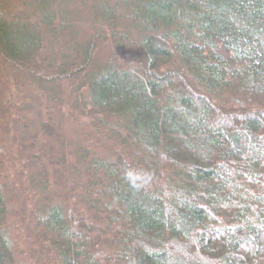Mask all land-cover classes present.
<instances>
[{"label": "trees", "instance_id": "1", "mask_svg": "<svg viewBox=\"0 0 264 264\" xmlns=\"http://www.w3.org/2000/svg\"><path fill=\"white\" fill-rule=\"evenodd\" d=\"M182 256L264 264V0H0V264Z\"/></svg>", "mask_w": 264, "mask_h": 264}, {"label": "rangeland", "instance_id": "2", "mask_svg": "<svg viewBox=\"0 0 264 264\" xmlns=\"http://www.w3.org/2000/svg\"><path fill=\"white\" fill-rule=\"evenodd\" d=\"M190 253L192 254V250L190 251ZM176 257H177V256H176ZM179 257H180V256H179ZM181 259L183 260V262H184L185 264L188 263V258L182 256Z\"/></svg>", "mask_w": 264, "mask_h": 264}]
</instances>
